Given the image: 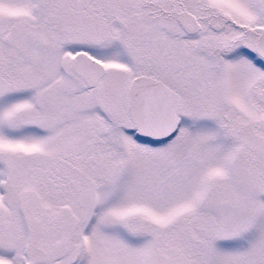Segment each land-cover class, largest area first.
<instances>
[{
    "label": "snow or ice",
    "instance_id": "obj_1",
    "mask_svg": "<svg viewBox=\"0 0 264 264\" xmlns=\"http://www.w3.org/2000/svg\"><path fill=\"white\" fill-rule=\"evenodd\" d=\"M0 264H264V0H0Z\"/></svg>",
    "mask_w": 264,
    "mask_h": 264
}]
</instances>
